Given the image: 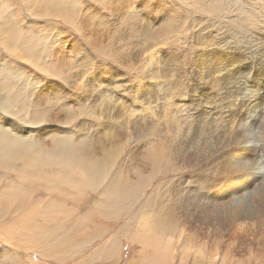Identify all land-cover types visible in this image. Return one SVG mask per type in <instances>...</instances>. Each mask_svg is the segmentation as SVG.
<instances>
[{
	"label": "rangeland",
	"instance_id": "374dc122",
	"mask_svg": "<svg viewBox=\"0 0 264 264\" xmlns=\"http://www.w3.org/2000/svg\"><path fill=\"white\" fill-rule=\"evenodd\" d=\"M38 1L0 0V92L3 94V90L8 91L6 87L10 81L19 84L24 103L33 98L29 91L39 92L42 94L39 109L47 111L46 105L52 112L63 108L67 112L66 123L50 120H43L38 125L24 123L29 118L30 103L27 104V110L16 119L11 112H7L10 109L4 112L0 110V126L3 123L15 135L26 137L30 148L36 149H29V160L24 162L25 167L31 170L21 177V180L25 179L26 186H10L5 192L9 193L7 200H4L5 194L0 193V210L6 209L0 211V233L5 230L9 236L4 239L0 234V264H264V239L260 235L256 239L250 236V240L239 245L231 233L217 229L209 233L210 228L188 223L181 215L175 216L181 222L173 217L174 224L171 225L168 239L166 236L160 239L159 232L151 234L149 230V223H152L150 221H153L154 216L160 217L164 209L170 211L168 209L177 204L175 196L181 189L178 186H181L182 179L187 180L186 187L190 183V189L180 190L182 196L192 199L195 195L196 199L201 191L198 178L204 168H199V163L195 162L187 167L186 162L178 156L189 148V145L188 148L184 147L187 143H183L185 134L182 132L186 129H183L182 121H186L187 127L191 126L195 115L200 116L205 106L208 109L205 110L206 114L212 112L217 116V112L225 110L222 104L226 100L222 96L221 101L217 99L219 93L206 97L207 105L204 100H197L196 92L200 91L204 84L202 82L207 80L197 78L201 76L199 67L205 66L208 56L212 62L219 63L230 51L238 52L243 62L246 59L258 60L264 45V0ZM67 6L71 10L64 12L68 10ZM51 9L52 12L57 11L55 16L48 12ZM89 33L97 36L95 41L92 42ZM54 38L57 39L56 43ZM49 45L52 48L49 49ZM55 48H59V53L63 51L61 60H55V53H52ZM27 56L29 62L25 60ZM32 58L36 61L33 62ZM173 86L176 88H171ZM168 88L172 89L171 93ZM190 88L195 91L193 97L185 95L186 90L192 93L188 91ZM210 90L206 88L208 93ZM166 99L171 102L167 107L164 106ZM60 117H64V114ZM159 118L166 119L169 124ZM171 119L176 122H170ZM164 121L168 127L163 124ZM152 123H156V126ZM163 125L172 130L163 127L165 134L161 128ZM153 131H157V134ZM254 133H257L256 129ZM117 135L118 140L110 143V140L117 139ZM53 136L71 137L74 141L81 139V147L85 146L86 150L83 149L82 153L73 152L78 154L75 158L80 157V161L76 162L71 155L58 153L54 156L49 154L45 146H40L50 142ZM151 137L154 142H151ZM37 143L39 146L36 148L34 145ZM54 143L56 145L53 148H58V143ZM153 143L160 144L163 154H159L156 170L149 177V173H139L137 165L138 162H146ZM105 148H118L117 152L120 151L117 158L114 156V165L108 175H103L101 169L95 168L100 171L99 175L95 170L96 176H85L83 173L90 163H98L92 160L91 151L87 150ZM194 148L195 144H192L190 149ZM141 153L145 157H141ZM56 170L59 174H47ZM16 174L9 171L5 177L4 171L0 169V189L17 179ZM128 186L133 188L128 190ZM184 191L188 192L185 194ZM108 192L113 194L110 200ZM200 193L199 198L206 196L208 199L207 195ZM170 196H173V200ZM64 197H67V201ZM51 199L55 202L52 203ZM169 202L175 205L172 207L173 204ZM166 204L169 206L166 207ZM184 230L181 236L179 232ZM259 231L262 232V228ZM93 232L94 235L91 234ZM195 232L197 235H194ZM20 238L24 241L19 242Z\"/></svg>",
	"mask_w": 264,
	"mask_h": 264
},
{
	"label": "bare ground",
	"instance_id": "6f19581e",
	"mask_svg": "<svg viewBox=\"0 0 264 264\" xmlns=\"http://www.w3.org/2000/svg\"><path fill=\"white\" fill-rule=\"evenodd\" d=\"M40 1V0H39ZM38 1V2H39ZM41 2V1H40ZM41 5V4H40ZM45 6V5H44ZM48 7V6H47ZM41 8V7H40ZM51 8V6H50ZM69 11L71 10V7H68ZM42 9V8H41ZM44 10V9H42ZM49 10V8H48ZM63 11V9H62ZM84 11V10H83ZM49 13L51 12L52 15H56L57 11H48ZM65 15V14H64ZM85 18V17H84ZM171 19V18H170ZM169 20V19H167ZM174 22V21H173ZM83 23V22H82ZM163 23V22H162ZM177 23V22H176ZM84 25V24H83ZM137 25V24H136ZM170 26V25H169ZM172 27V25H171ZM135 28V27H134ZM89 29V28H88ZM87 29V30H88ZM94 29V28H92ZM146 30V29H145ZM154 30V29H153ZM131 31V30H130ZM152 31V30H151ZM157 31V29H156ZM155 31V32H156ZM160 31V29H159ZM35 32V30H34ZM154 32V31H153ZM151 32V33H153ZM154 32V33H155ZM22 33V32H21ZM20 33V34H21ZM49 33V32H48ZM153 33V34H154ZM159 33V32H157ZM55 34V33H54ZM92 36V42L95 41L97 36H94L92 33H89ZM150 34V33H149ZM226 34V33H225ZM26 35V34H25ZM37 35V34H35ZM34 35V36H35ZM41 35V34H40ZM151 35V34H150ZM149 35V36H150ZM43 36V35H41ZM40 36V37H41ZM161 35H159L160 37ZM228 36V35H227ZM29 37V36H28ZM154 37V36H153ZM158 37V36H157ZM164 37V36H163ZM259 37H261L259 35ZM19 38V37H18ZM32 38V37H31ZM34 38V37H33ZM152 38V35H151ZM156 38V37H155ZM264 38V37H263ZM27 39V38H26ZM140 39V38H139ZM262 39V38H261ZM57 39L54 38V42ZM162 40V38H161ZM260 40V39H259ZM26 41V40H25ZM24 41V42H25ZM49 41V40H48ZM153 41V40H152ZM22 42V41H21ZM28 42V41H26ZM57 42V41H56ZM55 42V43H56ZM154 42V41H153ZM158 42V41H157ZM262 42V41H261ZM260 42V43H261ZM31 43V41H30ZM36 43V42H35ZM50 43V42H49ZM48 43V44H49ZM162 43V42H161ZM45 44V43H44ZM67 44V43H66ZM164 44V43H163ZM166 44V43H165ZM33 45V44H32ZM36 45V44H34ZM62 45V44H61ZM65 45V44H64ZM203 45V44H202ZM261 45V44H260ZM38 46V45H37ZM43 46V45H42ZM50 46V45H49ZM55 46V45H54ZM53 46V47H54ZM33 47V46H32ZM59 47V46H58ZM151 47V46H150ZM258 47V46H257ZM47 48V47H46ZM52 48L51 46L49 49ZM61 48V47H60ZM63 48V47H62ZM198 48V47H197ZM59 49V48H58ZM55 48V50L52 49V53H55V60H61L62 58L60 56H63V51L59 53V50ZM147 49V48H146ZM152 49V47H151ZM157 49V47H156ZM149 50V49H148ZM147 50V51H148ZM202 50V49H201ZM204 50V49H203ZM224 50V48H223ZM152 51V50H151ZM150 51V52H151ZM259 51V50H258ZM145 52V51H144ZM154 52V51H153ZM199 52V51H198ZM204 52V51H203ZM227 52V51H226ZM147 53V52H146ZM172 53V52H171ZM155 54V53H154ZM174 54V53H173ZM150 55V54H149ZM147 56V55H146ZM226 58L223 60H220L218 63L217 61L212 62V59H210V56L206 58V64L203 67H199L201 70L200 75L197 76V78H202L207 79L206 81L202 82L204 83L203 86L201 87L200 91L196 92V98L197 100H204L206 105V97L208 96H216L217 93H219L220 96H217L219 98L217 99H224V104H222L223 108L225 110H221L220 112H217V116H214L212 112H208L206 114V109L207 106L203 108V111H201L200 116L195 115L193 118L191 126H186L187 123L182 121L184 124L183 129L184 130L182 133L185 134V140H183V143H187L184 147L189 145V148L187 149L186 154L184 151H181L178 156H180L185 162L186 166L189 167L191 163L195 162V164L199 163V168H204V172H202L200 177L198 178V184L200 183V192L203 194L207 195L204 198L198 197L199 194L201 196V193L199 192L198 196H196V199H194L195 195L192 197V199H189L188 197L182 196V193L180 194L182 188L185 190L187 188L190 189V183L187 184L188 186L186 187L185 182L187 180L182 179L180 181V185L178 187H181L179 189L178 195L175 196V203L178 205L172 204L171 205L173 208H169L168 210H172V213L170 211H165L162 212V215L160 217L152 216L153 221L151 224L149 223V230L150 233H157L159 232L160 239H165V236L167 239L169 238V233L171 229V225L174 224L172 222L173 217L177 216L179 217L180 215L184 218V220L188 223H198V225H201L205 228H210L211 233L213 230L216 232L217 231H224L225 233H231L232 237L234 240H236L237 243H243V241H248L250 240V236L252 238H255L260 235L262 239H264V45L261 48L259 52V57L258 60L252 59V60H247L246 61H241L240 60V55L236 51H230L229 53L226 54ZM38 57V56H37ZM53 57V55H52ZM203 57V56H202ZM251 57V56H250ZM152 58V57H151ZM29 57L27 56L25 58L26 61L29 62ZM34 59V58H32ZM31 59V60H32ZM38 59V58H37ZM52 59V58H51ZM50 59V60H51ZM161 59V58H160ZM201 59V58H200ZM199 59V60H200ZM219 59V58H218ZM54 60V59H53ZM155 60V59H154ZM164 60V59H163ZM182 60V59H181ZM205 60V59H204ZM216 60V59H215ZM33 62L36 61L35 59L32 60ZM55 61V62H56ZM185 61V60H184ZM31 62V61H30ZM31 62V63H33ZM158 62V60H157ZM58 63V62H57ZM36 64V63H35ZM143 64V63H142ZM172 64V63H171ZM200 64V63H198ZM59 65V64H58ZM204 65V64H203ZM198 66V65H197ZM30 67V66H29ZM54 67V66H53ZM58 68V66H55V68ZM143 68V67H142ZM159 70V69H158ZM170 70V69H169ZM199 70V69H198ZM78 71V70H77ZM167 71V70H166ZM58 72V71H56ZM146 73V72H145ZM168 73V72H167ZM4 74V71H3ZM154 74V73H153ZM171 74V72L169 73ZM2 75V74H1ZM166 75V74H165ZM4 76V75H3ZM35 76V75H34ZM178 76V75H177ZM193 76V75H192ZM196 76V75H195ZM169 77V76H168ZM172 77V76H171ZM204 77V78H203ZM6 79V77H4ZM166 78V77H165ZM158 79V78H157ZM155 79V80H157ZM163 79V78H162ZM160 80V79H159ZM172 80V79H171ZM176 78L174 77V81ZM184 80V79H183ZM187 80V79H185ZM197 80V79H196ZM6 81V80H5ZM182 81V80H181ZM190 81H192L190 79ZM199 81V80H198ZM256 83H255V82ZM24 82V81H23ZM173 82V81H172ZM179 82V81H178ZM201 82V81H200ZM199 82V83H200ZM34 83V82H32ZM190 83V82H189ZM7 84V83H6ZM26 84V83H25ZM24 84V85H25ZM176 84V83H175ZM201 84V83H200ZM199 84V85H200ZM29 85V84H28ZM32 85V84H31ZM30 85V86H31ZM164 85V84H163ZM187 85V84H186ZM194 85V83H193ZM192 85V86H193ZM196 85V84H195ZM198 85V84H197ZM202 85V84H201ZM210 85V86H209ZM6 86V85H5ZM21 86V84H20ZM27 86V85H26ZM42 86V85H41ZM44 86V85H43ZM169 86V85H168ZM171 86V85H170ZM169 86V87H170ZM183 86V85H182ZM190 86V85H189ZM209 86V87H208ZM19 84L17 82L15 84H12V82H9V86L6 87L8 91L3 90V94L0 92V110L1 111H7L10 109L11 115L13 117H18L20 116L23 111L27 110V104L30 103L31 105V110L29 111V118L27 120H24V123L26 124H40L43 120H50V121H58L61 122L63 121L66 123V113L63 108H60L58 110L54 109V112L50 111L47 107L45 106V112H42L39 108V104L41 101V95L39 92L36 91H29L31 92V96L33 97L29 102L24 103L23 97L21 96V88H18ZM24 87V86H23ZM186 88V86H184ZM199 87V86H195ZM193 87L194 89H196ZM27 88V87H26ZM171 88H176V86L171 87ZM178 88V86H177ZM206 88H211L210 93L206 91ZM215 88V91L213 90ZM33 89V86H32ZM42 89V88H41ZM182 89V88H180ZM180 89H176L177 91ZM192 93H187V90L185 92V95L187 97H193V94H195V91H192V88H190ZM193 89V90H194ZM24 90V89H23ZM169 92V88L167 89ZM172 90V89H171ZM170 90V93H171ZM25 91V90H24ZM43 91V90H42ZM175 91V90H174ZM23 92V91H21ZM33 92V93H32ZM44 92V91H43ZM182 92V91H181ZM211 92L216 93L215 95ZM142 93V92H141ZM25 94V93H24ZM33 94V95H32ZM139 94V93H138ZM164 94V93H163ZM176 94V93H175ZM143 95V94H142ZM172 95V94H171ZM178 95V94H177ZM184 95V94H181ZM141 96V95H140ZM179 96V95H178ZM178 96L175 98L178 99ZM222 96V97H221ZM171 97V96H170ZM185 97V96H184ZM195 97V96H194ZM30 98V94H29ZM43 98V97H42ZM161 98V97H160ZM174 98V97H173ZM182 98V97H181ZM195 98V99H196ZM215 98V97H213ZM46 99V98H45ZM150 99V98H149ZM172 99V98H171ZM212 99V98H211ZM216 99V100H217ZM167 100V99H166ZM180 100V99H179ZM194 100V98H193ZM162 102V101H161ZM173 102V101H172ZM213 102V100L211 101ZM219 102V101H217ZM142 103V102H141ZM140 103V104H141ZM179 103V102H178ZM178 103H175L176 105ZM183 103V102H182ZM204 103V102H203ZM50 104V103H49ZM171 104L169 101H165V105ZM181 106V103H179ZM200 104V103H199ZM174 105V104H173ZM184 105V104H183ZM182 105V106H183ZM202 105V103H201ZM212 105V104H211ZM156 106V105H155ZM168 106V105H167ZM166 106V107H167ZM185 106V105H184ZM191 106V105H190ZM217 106V105H216ZM17 107V108H16ZM162 107V106H161ZM213 107V106H212ZM215 107V106H214ZM170 109V107H168ZM174 108V107H173ZM194 108V107H193ZM196 108V107H195ZM219 108V107H218ZM177 109V106H176ZM210 109V108H209ZM215 109V108H214ZM213 109V110H214ZM208 110V109H207ZM100 111V110H99ZM191 111V110H190ZM194 111V110H193ZM179 112V111H178ZM214 112V111H213ZM103 113V112H102ZM105 113V112H104ZM162 113V112H161ZM171 113V112H170ZM173 113V112H172ZM175 113V112H174ZM180 113V112H179ZM191 113V112H190ZM197 113V112H196ZM215 113V112H214ZM1 114V113H0ZM4 114V113H3ZM19 114V115H18ZM61 114H64V117H60ZM106 114V113H105ZM160 114V113H159ZM166 114V113H165ZM206 114V115H205ZM5 116L6 113L4 114ZM22 115V114H21ZM164 115V114H163ZM162 115V116H163ZM167 115V114H166ZM178 115V114H177ZM188 115V114H187ZM165 116V115H164ZM169 116V115H168ZM175 116V115H174ZM166 117V116H165ZM162 117V118H165ZM170 117V116H169ZM179 117V116H178ZM78 118V117H77ZM5 119V118H4ZM14 119V120H15ZM21 119V117H20ZM148 119V118H147ZM160 119V118H159ZM167 119L170 120V118L167 117ZM185 119V118H184ZM2 120V119H0ZM19 120V119H18ZM162 120V119H160ZM166 120V119H163ZM162 120V121H163ZM172 120V119H171ZM179 119H177L178 121ZM186 120V119H185ZM190 120V119H189ZM10 121V120H9ZM13 120H11L12 122ZM155 121V120H154ZM167 121V120H166ZM166 121L163 122L165 125ZM191 121V120H190ZM23 122V121H22ZM121 122V121H120ZM157 122V121H156ZM168 122V121H167ZM170 122H176L175 120L170 121ZM21 123V122H19ZM138 123V122H137ZM104 124V123H101ZM149 124V123H148ZM154 124V123H152ZM156 124V123H155ZM154 124V126H156ZM158 124V122H157ZM169 124V122H168ZM176 124V123H175ZM173 123V125H175ZM226 124H229L227 126V129H225ZM3 126H0V169L4 171V176L6 177V173L9 171H14L16 172L17 179L11 180L10 184L3 185L0 189V193L5 194L7 192L6 190H9V187L12 185H19V186H26L25 185V179L21 180V177L29 171L25 167V161L29 160V154L31 153L30 148L31 145H29L28 141L26 140V137H21L19 134H14L11 131H9L5 126V124H1ZM9 125L12 126L10 123ZM151 125V124H150ZM162 125V124H161ZM163 126L161 128L163 129ZM177 125V124H176ZM175 125V126H176ZM18 126V125H15ZM131 126V125H130ZM149 126V125H148ZM167 126V124H166ZM172 126V125H171ZM19 127V126H18ZM168 127V126H167ZM164 127V128H167ZM177 127V126H176ZM157 128H159L157 126ZM13 129H15L13 127ZM42 129V127H41ZM40 129V130H41ZM168 130L171 129L167 128ZM182 129V130H183ZM254 129L257 130V133H254ZM39 130V129H38ZM159 130V129H158ZM161 130V129H160ZM172 130V129H171ZM181 130V131H182ZM218 130V131H216ZM222 130V131H219ZM15 131V130H14ZM13 131V132H14ZM88 131V130H87ZM151 131V130H150ZM149 131V132H150ZM167 131V130H165ZM174 131V130H173ZM180 131V132H181ZM154 134L157 132L153 131ZM160 131H158L159 133ZM164 132V129H163ZM170 132V131H168ZM21 133V132H20ZM134 133V132H133ZM145 133V132H144ZM161 133V132H160ZM165 133V132H164ZM172 133V132H171ZM175 133V131H174ZM152 134V133H151ZM157 134V133H156ZM166 134V133H165ZM165 134H163L165 136ZM178 134H180L178 132ZM177 134V135H178ZM109 135V134H108ZM116 133L114 134V136ZM142 135V134H141ZM159 135V134H158ZM156 135V136H158ZM162 135V134H161ZM160 135V136H161ZM168 135V134H167ZM176 135V136H177ZM182 135V134H181ZM150 136V135H149ZM147 136V137H149ZM163 136V138H164ZM180 135H178L179 137ZM211 136V137H210ZM96 137V136H95ZM140 137V136H139ZM154 137V135H153ZM152 138L154 142V138ZM182 137V136H181ZM184 137V136H183ZM182 137V138H183ZM45 138V137H44ZM83 138V137H82ZM119 135H117V139L115 140H110V143H114L118 140ZM124 138V137H123ZM150 138V137H149ZM79 139V137H78ZM157 139V138H156ZM155 139V142H156ZM166 139V138H165ZM83 140V139H82ZM99 140V139H98ZM140 140V139H138ZM147 140H151L148 139ZM146 140V141H147ZM36 141V140H35ZM39 141V139H38ZM58 143V148H53L55 147V143ZM81 139L79 140H72L71 137H56L53 136L51 138L50 142H47L45 145L41 144L40 146H45L47 150L50 152L49 154H52L54 156L58 155H71L74 157L76 162H79V158H75V156H78V154L73 153L74 151H77L78 153H82L83 149H85V146L82 145L81 147ZM141 141V140H140ZM139 141V142H140ZM163 141V140H162ZM166 141V140H165ZM173 141V140H172ZM28 142V143H26ZM44 142V141H43ZM137 142V141H136ZM160 142V141H159ZM157 142V143H159ZM182 142V141H181ZM141 143V142H140ZM163 143V142H162ZM166 143V142H165ZM179 143V140L177 144ZM195 144V149L191 150L190 148L192 147V144ZM51 144V145H50ZM91 144V143H90ZM139 144V143H138ZM176 144V143H175ZM191 144V147H190ZM160 144L153 143L151 147V152L149 154L148 159L144 164H140L138 162V170L139 173L141 174H148L149 177H152L153 172L156 170V163L159 161V154H163V149L159 147ZM179 145V144H178ZM36 148L39 146V143L34 145ZM50 146V147H49ZM143 146V145H142ZM183 146V144L181 145ZM118 148L122 149L121 146H117ZM137 147V146H136ZM118 148L111 149V148H105L103 150H98L100 151V156L97 157L98 151L89 149L87 151L90 152V156L93 157V161H96L98 163H90V167H87L84 171L83 174H86L85 176L88 175V177L92 178L93 174L96 176V174L99 175L98 171L101 169L103 175H108L109 170L112 168L114 165L113 160L114 156L117 158ZM146 148V147H145ZM182 148V147H181ZM41 149V148H40ZM55 149V150H53ZM135 149V148H134ZM175 149H178L175 147ZM36 149H33L32 151H35ZM38 150V149H37ZM86 150V149H85ZM147 150V149H146ZM172 150H174L172 148ZM47 151V152H48ZM148 151V150H147ZM146 151V152H147ZM106 152V154H104ZM124 152V151H123ZM133 152V151H131ZM197 152V153H194ZM116 153V155H114ZM137 153V152H136ZM80 155V154H79ZM143 153H141L142 157ZM129 156V155H128ZM132 156V155H131ZM144 156V155H143ZM87 157V156H86ZM130 157V156H129ZM139 157V156H136ZM135 157V158H136ZM145 157V156H144ZM31 158V157H30ZM141 159V158H139ZM34 160V159H33ZM87 160V159H86ZM91 160V161H92ZM134 160V159H133ZM136 161H138L136 159ZM25 162V163H24ZM30 162L33 163H39L38 161H32ZM125 164V163H124ZM30 165V164H29ZM28 167V165H26ZM38 166V165H37ZM88 166V165H87ZM127 166V165H126ZM125 166V167H126ZM53 167V166H50ZM192 167V165H191ZM197 167V166H196ZM95 168H99L98 170ZM135 168V166H134ZM194 168V167H193ZM137 169V168H136ZM54 170V169H53ZM98 171V173L95 174ZM131 170V169H130ZM194 170V169H193ZM197 170V169H196ZM194 170V171H196ZM40 171V170H38ZM61 171V170H60ZM126 171V169H125ZM125 171H123L125 173ZM133 171V170H132ZM194 171L192 173H194ZM202 171V170H201ZM115 172V171H114ZM127 172V171H126ZM129 172V171H128ZM55 173H58V170L48 173L49 175H53ZM131 173V172H130ZM135 173V171H134ZM196 173V172H195ZM194 173V175H195ZM128 174V173H127ZM132 174V173H131ZM162 174V172H161ZM198 174V173H197ZM196 174V175H197ZM123 175V174H122ZM126 175V174H125ZM137 175V174H136ZM124 176V175H123ZM163 176V175H162ZM161 176V177H162ZM199 176V175H198ZM102 178V176H99ZM131 177V175H130ZM159 177V176H158ZM126 178V176H125ZM163 178V177H162ZM2 179V178H1ZM20 179V180H19ZM50 176H48L49 181ZM52 179V178H51ZM97 179V178H96ZM95 179V180H96ZM131 179V178H130ZM167 179V178H166ZM197 179V178H196ZM88 180V179H86ZM100 180V179H99ZM170 180V178H169ZM190 180V179H189ZM192 180V179H191ZM55 181V179L53 180ZM107 181V180H106ZM154 181H156L154 179ZM160 181V180H159ZM164 181V179H163ZM173 181V180H172ZM171 181V182H172ZM194 181V179H193ZM121 182V181H120ZM168 182V181H167ZM166 182V183H167ZM196 182V181H195ZM193 182V183H195ZM1 183V182H0ZM9 183V181H8ZM134 183V182H133ZM158 183V182H157ZM156 183V184H157ZM162 183V181H161ZM161 183L159 182L160 186ZM174 183V182H173ZM176 183V182H175ZM155 184V183H154ZM165 184V183H164ZM170 184V183H169ZM172 184V183H171ZM177 184V183H176ZM173 185V184H172ZM197 184L193 185L196 186ZM8 186V189H7ZM48 186V185H47ZM118 186V185H117ZM122 186V184H121ZM126 186V185H125ZM154 186V185H153ZM158 186V185H157ZM158 186L160 189L161 187ZM168 186V184L166 185ZM170 186V185H169ZM176 186V185H174ZM171 187V186H170ZM50 188V187H49ZM128 190H131L133 186H128ZM150 188V187H148ZM152 188V187H151ZM165 188V187H164ZM162 188V190H165ZM168 188V187H167ZM175 188V187H174ZM107 189V188H105ZM104 189V190H105ZM154 189V188H153ZM169 190L171 188H168ZM58 190V189H57ZM103 190V191H104ZM176 190V189H175ZM181 190V191H180ZM199 190V189H198ZM146 191V190H145ZM153 191V190H152ZM158 191V190H157ZM172 191V190H171ZM150 192V191H149ZM161 192V191H160ZM168 192V191H167ZM188 192V191H186ZM184 191V193L186 194ZM191 192V190L189 191ZM193 192V190H192ZM196 192L197 189H196ZM195 192V194H196ZM63 193L70 194L68 191H63ZM151 193V192H150ZM164 193V191L162 192ZM175 193V191H174ZM109 195V200L111 199L110 197L113 195L111 192L107 193ZM153 194V193H152ZM160 194V193H159ZM173 194V192H172ZM171 194V195H172ZM194 194V192H193ZM192 194V195H193ZM9 193L5 194L4 200L8 198ZM107 195V196H108ZM157 195V194H155ZM163 195V194H162ZM175 195V194H174ZM173 195V196H174ZM197 195V194H196ZM2 196V194H1ZM0 196V197H1ZM70 196V195H68ZM76 196V195H75ZM145 196V195H142ZM151 196V195H150ZM159 196V195H158ZM161 196V195H160ZM168 196V195H167ZM173 196L170 198L172 199ZM149 197V196H148ZM147 197V198H148ZM166 197V195H165ZM65 201H67V197ZM113 198V197H112ZM155 198V197H154ZM162 198V197H160ZM72 199V198H71ZM146 199V198H145ZM168 199V198H167ZM1 200V199H0ZM52 200V199H51ZM155 200V199H154ZM159 200V199H158ZM173 200V199H172ZM49 201V200H48ZM52 203L55 201H51ZM111 202V201H110ZM140 202V201H139ZM156 202V200H155ZM166 202V200H165ZM168 202V201H167ZM9 204L8 202H6ZM143 203V202H142ZM148 203V202H147ZM160 203V202H159ZM157 204V206L159 205ZM170 203V202H169ZM170 203V204H171ZM5 204V203H4ZM6 204V205H7ZM15 204V203H14ZM146 204V203H145ZM138 205V204H137ZM148 205V204H147ZM167 205V204H166ZM165 205V206H166ZM143 206V205H141ZM151 206V205H150ZM149 206V207H150ZM155 206V205H154ZM156 206V208H157ZM162 206V203H161ZM167 205L166 207H168ZM152 207V206H151ZM150 207V208H151ZM165 207V208H166ZM155 208V207H153ZM161 208V207H160ZM159 209V207H158ZM6 209H2L0 211L4 212ZM152 211V210H151ZM91 213V211H90ZM155 213V212H154ZM152 213V214H154ZM151 214V215H152ZM155 215V214H154ZM150 217V215H148ZM96 217V216H95ZM170 217V218H169ZM175 217V218H177ZM76 218V217H75ZM159 218V219H156ZM182 218V219H183ZM162 219V220H160ZM150 220V219H149ZM57 221V220H56ZM177 221L181 222L179 218H177ZM177 223V222H176ZM144 224V223H143ZM182 224V223H181ZM95 225V224H94ZM93 225V226H94ZM180 225V224H179ZM178 225V226H179ZM191 225V224H189ZM92 226V227H93ZM140 226V225H139ZM143 226V225H142ZM195 226V225H194ZM180 227V226H179ZM183 227V226H181ZM185 227V226H184ZM262 228V232L259 231V228ZM195 228V227H194ZM84 229H86L84 227ZM187 229V226H186ZM68 230V229H67ZM198 230V229H197ZM204 230V229H203ZM201 230V231H203ZM100 232V231H99ZM181 233L180 235L183 236L184 232H179ZM191 233V231H190ZM204 233V232H203ZM1 237L4 239H7L8 236V231H1ZM94 235L95 233H91ZM150 234V235H151ZM188 234V233H187ZM194 235H197L196 232ZM193 235V236H194ZM152 236V235H151ZM185 236H187L185 234ZM227 236V235H226ZM31 237V236H30ZM104 237V236H103ZM154 237V236H153ZM189 237V236H188ZM180 239V238H179ZM251 239V240H255ZM24 241L23 238L19 239V242ZM33 242V241H32ZM83 242V241H82ZM89 242V241H88ZM91 242V241H90ZM146 242V241H145ZM180 242V241H179ZM178 242V243H179ZM230 242V241H228ZM253 242V241H252ZM34 243V242H33ZM151 243H153L151 241ZM231 245V243H229ZM25 245V244H24ZM142 245V244H141ZM159 245V244H158ZM176 245V244H175ZM229 245V246H230ZM26 246V245H25ZM147 246V245H146ZM222 246V245H221ZM148 247V246H147ZM154 248V247H153ZM152 248V249H153ZM208 248V247H207ZM249 248V247H248ZM247 248V249H248ZM39 249V248H38ZM49 249V248H48ZM235 249V248H234ZM142 250V248H141ZM147 250V249H146ZM38 251V250H37ZM155 251V250H154ZM153 251V252H154ZM175 251V250H174ZM211 251V250H210ZM143 252V251H142ZM157 252V251H156ZM209 252V250H208ZM212 252V251H211ZM158 253V252H157ZM173 253V252H172ZM157 255V254H156ZM194 255V254H193ZM160 257V256H159ZM216 257V256H215Z\"/></svg>",
	"mask_w": 264,
	"mask_h": 264
}]
</instances>
